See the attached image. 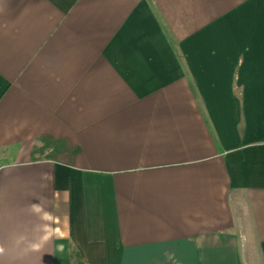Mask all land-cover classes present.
Returning a JSON list of instances; mask_svg holds the SVG:
<instances>
[{"label":"crops","instance_id":"crops-1","mask_svg":"<svg viewBox=\"0 0 264 264\" xmlns=\"http://www.w3.org/2000/svg\"><path fill=\"white\" fill-rule=\"evenodd\" d=\"M73 250L264 264V0H0V264Z\"/></svg>","mask_w":264,"mask_h":264},{"label":"trees","instance_id":"trees-1","mask_svg":"<svg viewBox=\"0 0 264 264\" xmlns=\"http://www.w3.org/2000/svg\"><path fill=\"white\" fill-rule=\"evenodd\" d=\"M39 139L45 144L41 150L44 151L46 150V148H50L51 146L50 145H56V147H51L52 148V152H49L46 157L48 159H53L55 157H57V155H62L63 153H65V146H66V141H63V140H53L51 139L49 136H41L39 137ZM39 148L35 146L34 148V152L36 153V151L38 150ZM71 152L72 153H78L79 152V148H76V147H71ZM35 160H37L36 158L37 157H34ZM73 256H75L76 260H78L79 262L78 263H74V264H84L81 260H80V254L78 253L77 250H73Z\"/></svg>","mask_w":264,"mask_h":264}]
</instances>
